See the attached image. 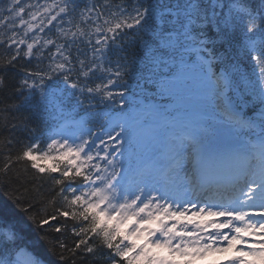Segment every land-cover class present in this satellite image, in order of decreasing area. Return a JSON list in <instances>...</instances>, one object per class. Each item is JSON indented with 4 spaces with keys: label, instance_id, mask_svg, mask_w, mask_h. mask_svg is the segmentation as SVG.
Masks as SVG:
<instances>
[{
    "label": "snow or ice",
    "instance_id": "snow-or-ice-1",
    "mask_svg": "<svg viewBox=\"0 0 264 264\" xmlns=\"http://www.w3.org/2000/svg\"><path fill=\"white\" fill-rule=\"evenodd\" d=\"M0 12V264H264V0Z\"/></svg>",
    "mask_w": 264,
    "mask_h": 264
},
{
    "label": "trees",
    "instance_id": "trees-1",
    "mask_svg": "<svg viewBox=\"0 0 264 264\" xmlns=\"http://www.w3.org/2000/svg\"><path fill=\"white\" fill-rule=\"evenodd\" d=\"M3 14L4 13L0 12V15H3ZM2 35H3V30L0 29V36H2ZM6 55H7V50L4 47L0 46V57H6ZM13 99L14 98L10 97V93L8 91L0 92V101H3L2 103H0V109H3L5 104L11 103ZM6 115L14 116V115H16V113L13 112V113L9 114V113L0 112V131H3V127L5 124L4 116H6ZM11 123H16V122L15 121H9V126L11 125ZM15 131H16V134L18 136L23 138V129L19 123H16ZM3 135L7 136V135H9V133L3 132ZM19 147H20V145H17L16 150H18ZM31 176H32V172H28L25 174V176H22L21 179L23 180L25 178H30ZM45 231L46 232L48 231L47 227H45ZM65 236L67 238V241L70 244L73 237L71 236L70 233H66ZM76 264H79V258H77Z\"/></svg>",
    "mask_w": 264,
    "mask_h": 264
},
{
    "label": "bare ground",
    "instance_id": "bare-ground-1",
    "mask_svg": "<svg viewBox=\"0 0 264 264\" xmlns=\"http://www.w3.org/2000/svg\"><path fill=\"white\" fill-rule=\"evenodd\" d=\"M215 252H209L207 253L206 255H203V256H196L192 259V264H196V259L197 258H202V257H205L207 256V260L205 261L206 263H209V262H217L218 261V257L214 254ZM224 254L226 255L224 259H227L229 256H232L234 255V253L229 250L228 252H224Z\"/></svg>",
    "mask_w": 264,
    "mask_h": 264
},
{
    "label": "rangeland",
    "instance_id": "rangeland-1",
    "mask_svg": "<svg viewBox=\"0 0 264 264\" xmlns=\"http://www.w3.org/2000/svg\"><path fill=\"white\" fill-rule=\"evenodd\" d=\"M143 241H141V243H142ZM204 259V258H203ZM205 260V259H204ZM198 262H199V260H198Z\"/></svg>",
    "mask_w": 264,
    "mask_h": 264
}]
</instances>
